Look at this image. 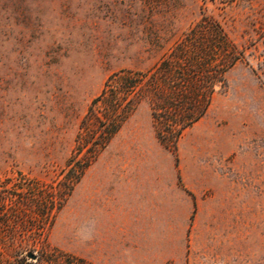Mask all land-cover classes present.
Instances as JSON below:
<instances>
[{
	"label": "rangeland",
	"instance_id": "374dc122",
	"mask_svg": "<svg viewBox=\"0 0 264 264\" xmlns=\"http://www.w3.org/2000/svg\"><path fill=\"white\" fill-rule=\"evenodd\" d=\"M204 19L238 56L204 114L166 147L139 101L17 257L264 264V0H0V183L56 184L105 79L150 69Z\"/></svg>",
	"mask_w": 264,
	"mask_h": 264
},
{
	"label": "trees",
	"instance_id": "16d2710c",
	"mask_svg": "<svg viewBox=\"0 0 264 264\" xmlns=\"http://www.w3.org/2000/svg\"><path fill=\"white\" fill-rule=\"evenodd\" d=\"M238 58L217 24L203 21L186 32L153 67L121 69L110 74L91 98L79 120L72 154L62 178L54 185L35 182L0 183V247L9 249L12 264H92L71 253L45 249L27 261L14 243L26 232L43 231L89 164L116 134L141 100H146L156 138L174 147L181 132L198 120L210 103L215 85H224V72ZM20 184V185H19Z\"/></svg>",
	"mask_w": 264,
	"mask_h": 264
},
{
	"label": "water",
	"instance_id": "95a60500",
	"mask_svg": "<svg viewBox=\"0 0 264 264\" xmlns=\"http://www.w3.org/2000/svg\"><path fill=\"white\" fill-rule=\"evenodd\" d=\"M27 256L30 257V258H32V259L36 257L35 254L34 253H31V252L27 253Z\"/></svg>",
	"mask_w": 264,
	"mask_h": 264
}]
</instances>
